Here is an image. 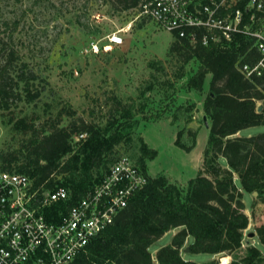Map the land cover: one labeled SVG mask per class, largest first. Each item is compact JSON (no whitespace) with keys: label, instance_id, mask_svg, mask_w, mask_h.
I'll list each match as a JSON object with an SVG mask.
<instances>
[{"label":"trees","instance_id":"obj_1","mask_svg":"<svg viewBox=\"0 0 264 264\" xmlns=\"http://www.w3.org/2000/svg\"><path fill=\"white\" fill-rule=\"evenodd\" d=\"M140 2L113 0L121 10L136 8ZM173 35L168 54L177 55L182 62L174 78L185 77L186 64L196 61L183 86L203 93L209 79L202 102L210 124L202 166L186 186L166 175L152 176L147 161L155 159L158 150L141 137L136 160L147 175L146 184L132 195L114 222L69 264H154V257L158 264H201L187 258L185 248L189 253L230 256L228 264H264V223L253 228L258 245L249 243L246 233L250 217L244 200L246 193L257 192L252 202H264V132L239 134L243 128L264 124V92L259 88L264 78L249 79L238 68L240 59L251 60L248 55L240 56L247 47L243 43L202 45ZM15 58L11 51L0 61V109H8L23 96L28 100L37 96L31 95L26 85L37 78L35 73L23 68L13 71ZM260 102L263 107L258 111ZM120 113L121 120L117 117ZM109 115L113 118L104 126L79 117L77 133L61 126L58 117L45 130L37 129L25 116L19 117L13 127L30 137L18 150L0 152V169L26 173L35 186H67L70 198L48 208V217L57 216L61 207L66 210L100 181L116 159V146L127 137L125 129L132 125L135 112L115 98ZM161 116L157 113L152 118ZM81 133L86 136L77 140L76 135ZM193 140L191 145L183 144L179 132L175 142L191 151L195 136ZM175 228L178 231L172 241L155 248L153 255L154 242ZM243 246L244 253L238 254ZM207 264H219V260L213 258Z\"/></svg>","mask_w":264,"mask_h":264},{"label":"rangeland","instance_id":"obj_2","mask_svg":"<svg viewBox=\"0 0 264 264\" xmlns=\"http://www.w3.org/2000/svg\"><path fill=\"white\" fill-rule=\"evenodd\" d=\"M138 10V6L117 9L113 0H0V48L4 50L0 51V61L14 51L13 71L23 68L37 77L26 83L31 95H37L33 100L23 96L8 109H0V152L18 150L29 139L13 127L19 117L25 116L39 130L48 129L58 117L61 126L77 133L79 117L104 126L113 118L109 113L118 98L135 117L125 129L127 137L116 146L115 157L136 159L143 137L158 150L157 157L147 161L148 173L166 175L186 186L202 166L208 140L202 102L209 80L203 93L183 86L196 61L186 64L185 77L175 79L182 62L177 55L168 54L173 33L150 19L137 17ZM120 29L124 43L105 50L106 36ZM94 43L100 47L98 52ZM157 113L162 116L154 120ZM120 115L119 120L123 118ZM179 132L185 145H191L195 136L191 151L176 144ZM259 132H264V124L243 128L239 134ZM257 196V192L246 193L244 200L250 217L246 239L258 245L253 228L264 223V202H252ZM172 237L171 233L163 235L152 249L170 243ZM245 246L238 254L244 253ZM186 253L187 258L201 264L213 258L224 264L220 256Z\"/></svg>","mask_w":264,"mask_h":264},{"label":"built area","instance_id":"obj_3","mask_svg":"<svg viewBox=\"0 0 264 264\" xmlns=\"http://www.w3.org/2000/svg\"><path fill=\"white\" fill-rule=\"evenodd\" d=\"M138 8L137 17L191 43L247 45L240 56L251 60L240 59L238 68L249 79L264 78V0H141ZM121 31L106 36L105 50L124 43ZM93 48L100 50L97 43ZM259 88L264 92V83ZM146 182L137 160L120 155L100 181L48 217V208L68 200L70 189L35 186L26 173L0 169V264H69Z\"/></svg>","mask_w":264,"mask_h":264},{"label":"water","instance_id":"obj_4","mask_svg":"<svg viewBox=\"0 0 264 264\" xmlns=\"http://www.w3.org/2000/svg\"><path fill=\"white\" fill-rule=\"evenodd\" d=\"M262 109V104H259L258 105V111H260ZM204 119H205V123H206V126H209L210 124H209V121H208V118H207V116L205 115V117H204ZM251 234H252V236L255 234V232H251ZM185 251L186 252H189V248H185Z\"/></svg>","mask_w":264,"mask_h":264},{"label":"crops","instance_id":"obj_5","mask_svg":"<svg viewBox=\"0 0 264 264\" xmlns=\"http://www.w3.org/2000/svg\"><path fill=\"white\" fill-rule=\"evenodd\" d=\"M208 76H209V75H208ZM208 80H209V79H208ZM202 108H203V105H202ZM177 231H178V228H175V229H171V230L168 231L167 233H171V234L173 235V234H175ZM167 233H166V234H167ZM153 251H154V254H155L156 249L153 250ZM154 264H157V261H156L155 257H154Z\"/></svg>","mask_w":264,"mask_h":264},{"label":"bare ground","instance_id":"obj_6","mask_svg":"<svg viewBox=\"0 0 264 264\" xmlns=\"http://www.w3.org/2000/svg\"><path fill=\"white\" fill-rule=\"evenodd\" d=\"M230 261V257L229 256H223V258H222V262L224 263V264H227L228 262Z\"/></svg>","mask_w":264,"mask_h":264}]
</instances>
